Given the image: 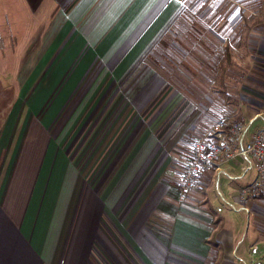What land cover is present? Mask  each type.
<instances>
[{
  "label": "crops",
  "instance_id": "1",
  "mask_svg": "<svg viewBox=\"0 0 264 264\" xmlns=\"http://www.w3.org/2000/svg\"><path fill=\"white\" fill-rule=\"evenodd\" d=\"M219 1L198 23L185 0H0V264H264L242 160L225 189L212 174L179 187L189 138L222 118L264 126V18L241 92L220 66L241 51L245 0ZM246 1L254 18L264 0Z\"/></svg>",
  "mask_w": 264,
  "mask_h": 264
},
{
  "label": "built area",
  "instance_id": "2",
  "mask_svg": "<svg viewBox=\"0 0 264 264\" xmlns=\"http://www.w3.org/2000/svg\"><path fill=\"white\" fill-rule=\"evenodd\" d=\"M253 121L222 118L208 133L197 137L179 180L180 189H195L207 174H212L218 185L224 175L223 165L242 160V171L254 170L256 176L239 188L240 201L246 202L250 195L264 197V126L253 128Z\"/></svg>",
  "mask_w": 264,
  "mask_h": 264
},
{
  "label": "rangeland",
  "instance_id": "3",
  "mask_svg": "<svg viewBox=\"0 0 264 264\" xmlns=\"http://www.w3.org/2000/svg\"><path fill=\"white\" fill-rule=\"evenodd\" d=\"M185 1H187L188 12L192 14V18L194 19L195 22H198V23H199L198 19L200 17L199 14L201 12L203 13V17H205L206 16L205 13H208V14H210V12L215 13V11L224 9V7H225V3H222L220 1L218 2V0H185ZM240 4H241L240 5V11H241L240 16L241 15L243 16V21H242L241 29H240V33H241L240 50L241 51H240V53H232L231 51H229L230 52L229 59H228L227 54L225 52V58L223 60L224 61V71H223V63L221 64L220 69L223 71V76H224L225 80L232 78L233 79L232 85L234 86V88L237 87L236 89L239 88L238 91L242 92V89L245 87L246 88L247 87L255 88V87H253L252 84H249V83L243 81L251 71V64L249 63V61L247 59H245V55H246L247 51H243V49H241V47H243L242 43H243V40L247 37V33L249 32V29H251V27L254 26V24L263 22L264 3L260 7V13L257 14L254 18H252V16H251V10H252V7H254L255 5L247 3L246 0ZM226 7L228 8L229 17H231V13H235L236 11H238V8H236L235 5L229 4ZM8 9H9V11H12V6H9L8 4H6V6L0 4V11H2V10L7 11ZM14 10L16 11L17 16H18V9L16 8ZM208 14H207V16H208ZM17 27H18V25H17ZM183 27H184V22L182 21V24L180 27L181 30H180L179 35H177V33H178L177 32L175 36H172L169 39V43L171 41H176L177 43L181 44L180 41L182 42V39H183V36H182L183 35L182 34L183 33V31H182ZM176 37H178V38H176ZM237 56H238L239 60H236ZM252 81H253V79H252ZM227 85L230 87L231 83H227ZM174 86L176 88H178L179 90L180 89L183 90V85L181 83H178ZM218 86L222 87V85H220V84ZM199 88H202V87L200 85H195V84L193 85L194 90L199 89ZM228 90L227 89H226V91H225V89L223 90L225 95H226V92ZM238 103H241V101H239ZM176 118H177V116H175L174 114L171 115L170 118H168L167 124L170 127L172 126L171 127L172 132L169 134L170 136L176 134L180 128L179 127L180 123H178V122L175 123ZM235 119L244 120V118L242 116H240V117L237 116ZM259 127H261V126H259ZM193 140H191L189 138L188 143L190 142L189 144L192 145ZM251 172H252L251 177L252 176L255 177L256 172L254 170ZM221 184H222V187H221L222 189H225L227 187L225 184L224 178L221 180ZM211 194L213 197H217V198L220 197L216 193V187H215V189H213V193L211 192Z\"/></svg>",
  "mask_w": 264,
  "mask_h": 264
},
{
  "label": "snow or ice",
  "instance_id": "4",
  "mask_svg": "<svg viewBox=\"0 0 264 264\" xmlns=\"http://www.w3.org/2000/svg\"><path fill=\"white\" fill-rule=\"evenodd\" d=\"M150 3L155 2V0H149ZM176 2L178 3L179 0H176ZM158 264H165V262L163 260L159 261Z\"/></svg>",
  "mask_w": 264,
  "mask_h": 264
},
{
  "label": "trees",
  "instance_id": "5",
  "mask_svg": "<svg viewBox=\"0 0 264 264\" xmlns=\"http://www.w3.org/2000/svg\"><path fill=\"white\" fill-rule=\"evenodd\" d=\"M226 54H227V57H228V59H229L230 52H229L228 50L226 51ZM223 71H224V61H223Z\"/></svg>",
  "mask_w": 264,
  "mask_h": 264
}]
</instances>
